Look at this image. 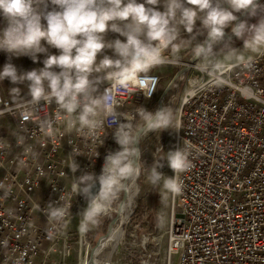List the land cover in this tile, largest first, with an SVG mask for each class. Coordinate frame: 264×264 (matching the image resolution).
Wrapping results in <instances>:
<instances>
[{"label":"built area","instance_id":"built-area-1","mask_svg":"<svg viewBox=\"0 0 264 264\" xmlns=\"http://www.w3.org/2000/svg\"><path fill=\"white\" fill-rule=\"evenodd\" d=\"M6 26L0 16V30ZM5 54L0 51V59ZM164 54L177 56L168 50ZM179 58L178 64L163 66L190 69L183 77L181 129L173 132V140L175 149L188 146L193 167L181 174V193L172 194L168 264H173L174 257L175 264H264V50L243 59L252 60L251 68L242 60L218 64L217 74L228 82L199 91L186 102L189 81L206 84L211 77L197 70L199 62ZM163 66L149 73L157 81L150 98L115 90L120 105L118 123L138 124L137 106L151 111ZM108 86L103 83L101 91ZM241 87L250 88L256 98L242 96ZM51 108L38 110L39 117H52L55 105ZM13 109L14 101L0 93V141L5 144L0 150V183L10 188L6 197L0 190V242L8 241L6 248L0 246V264H14L21 256L22 264H69L72 258L75 264H86L93 252L92 223L82 231L80 212L87 201L69 195L73 187L70 153L77 149L82 154L76 157L80 165L77 175L101 174L105 156L119 149L114 126L106 121L96 141L76 129L66 132L63 121L51 130H42L36 118L18 119ZM14 133L25 137L23 146H17ZM27 148L38 153V158L33 159ZM20 160L25 167H19ZM98 190L99 184L94 193ZM62 193L70 211L59 219H49L45 215L51 210L48 204H62ZM120 196L104 216L118 211L115 202ZM73 217L78 219L77 231L69 228Z\"/></svg>","mask_w":264,"mask_h":264},{"label":"clouds","instance_id":"clouds-1","mask_svg":"<svg viewBox=\"0 0 264 264\" xmlns=\"http://www.w3.org/2000/svg\"><path fill=\"white\" fill-rule=\"evenodd\" d=\"M49 2L53 6L51 10H48ZM161 3L163 11L157 8ZM240 15L245 19L241 20ZM0 16L7 25L0 30V51L10 56H29L36 62L38 54L48 52L42 41L59 50V55H47L42 68L18 72L17 67L8 62L0 70V82L5 79L13 85L27 82L30 98L22 97L19 87L9 89L14 99L13 114H18V119L34 117L42 130H51L54 124L63 121L66 132L76 129L96 141L100 140L98 133L106 121L114 126L113 137L119 149L105 156L101 174L77 175L80 165L76 157L82 154L77 149L70 153L73 187L69 195H80L87 201L80 212L82 231L109 212L112 202L127 191V183L138 176L142 164L145 165L143 152L137 146L136 128L146 133L181 129L171 106H162L155 112L137 106L138 124L135 121L118 123L120 105L116 89L143 93L150 98L156 91L157 81L149 73L156 67L180 62L179 57L166 56L164 52L175 48L178 41L183 42L182 32L187 34L192 55L199 61L197 70L211 77L206 84L190 80L185 102L199 91L228 82L217 74L220 56H239L244 66L251 68L252 60L244 61L242 53L264 50V3L260 0H143L142 3L138 0H0ZM252 18L256 19L255 23L249 22ZM227 29L231 35L226 34ZM108 32L126 39L107 40ZM233 36L243 42L242 50L233 46ZM105 49L112 50L114 56L104 54L97 62L98 55ZM105 82L109 86L101 91ZM238 90L245 98H256L250 88ZM53 104L52 117H39L38 110L51 108ZM13 135L17 146L25 144L23 135ZM4 148V142L0 141V150ZM26 151L33 159L38 158L32 148ZM160 151L164 155L154 158L148 167V182L179 195L181 174L193 167L188 146L183 144L175 150L165 152L161 148ZM164 162L174 175L166 176L158 171L164 167ZM25 166L20 160L19 167ZM97 184L99 190L94 193ZM0 190L5 197L10 193V188L2 183ZM60 200L63 202L60 205L48 204L51 210L45 215L49 219H59L70 211L63 193ZM0 246L6 248L8 241L0 242ZM22 260L23 256L14 264H22Z\"/></svg>","mask_w":264,"mask_h":264},{"label":"rangeland","instance_id":"rangeland-1","mask_svg":"<svg viewBox=\"0 0 264 264\" xmlns=\"http://www.w3.org/2000/svg\"><path fill=\"white\" fill-rule=\"evenodd\" d=\"M264 3V0L261 1ZM239 15V14H238ZM245 19V18H244ZM250 23H255L256 19L252 18ZM231 34L230 29H227ZM202 39V38H201ZM233 46L243 49V42L233 38ZM192 45L187 42L183 49L172 52L183 60L193 59L191 52ZM259 52V51H258ZM258 52L244 51L242 57L249 58ZM241 60L239 56H220L219 64L230 63ZM199 62V61H196ZM181 70L180 66H163L161 68V82L158 88L157 97L151 109L155 112V105H158L160 98H168V104L171 106L176 121L179 119L181 102L185 91V81L179 82L176 74ZM174 91H173V90ZM170 101V102H169ZM158 107V106H157ZM140 147L143 152L142 159L145 165L141 166L139 178L140 190L134 197L132 209L134 213L125 227L123 239L114 254L112 264H168V230L170 226L171 211L173 208L172 193L161 187H154L148 182V175L154 158L164 155L165 152L175 150L173 140V131L152 132L143 136ZM166 176H172V170L164 162V167L158 169ZM123 192L116 204V210L119 209L122 201ZM117 212L109 216H99L95 223L90 224V240L92 248L96 242L106 232L109 223L116 217ZM71 231L79 229L78 219L72 218L69 222ZM177 259L174 257L173 264ZM69 264H75L74 259L69 260Z\"/></svg>","mask_w":264,"mask_h":264},{"label":"water","instance_id":"water-1","mask_svg":"<svg viewBox=\"0 0 264 264\" xmlns=\"http://www.w3.org/2000/svg\"><path fill=\"white\" fill-rule=\"evenodd\" d=\"M262 0H260L261 2ZM245 16L240 15V19L243 20ZM227 35H231L226 30ZM234 38V36H233ZM198 61L196 58L193 57L191 63H195ZM189 67H187L184 71H179L176 74V79L179 82L183 79L184 75L189 72ZM168 98H162L159 101L157 109L161 108L162 106H166L168 103ZM139 135V146L140 142L144 136V131L140 128L136 129ZM141 149V147H140ZM141 174V171H140ZM140 174L134 177L130 182L127 183V191L123 192L122 201L120 203L119 209L117 211L116 217L109 223V226L106 232L103 234L102 237L98 239L96 242L93 252L92 258L96 259L98 264H112L113 257L115 252L117 251L123 236L126 225L129 223L134 210L132 209V203L134 197L138 194L140 190L139 178ZM98 184L93 188V192L97 188ZM133 189V191H131Z\"/></svg>","mask_w":264,"mask_h":264},{"label":"crops","instance_id":"crops-1","mask_svg":"<svg viewBox=\"0 0 264 264\" xmlns=\"http://www.w3.org/2000/svg\"><path fill=\"white\" fill-rule=\"evenodd\" d=\"M138 2L142 3L143 0H138ZM52 7L53 6L49 2L48 10H51ZM157 8L160 11L164 10L162 3L158 5ZM42 23L46 24V21L42 20ZM197 26H199V21L197 22ZM182 35H187V34L182 32ZM117 38L122 41L126 39L123 36H119V34L117 33L108 32L106 35L107 40H115ZM41 43L48 49V52L46 54L45 53L38 54V60L36 62H34L29 56L17 57V56H10L8 53H6L0 59V70H2L3 66L8 62H11L12 64H14L17 67L18 72L30 71L32 69H39L44 66L43 60L47 57V55H59V50L48 46L46 42L44 41H42ZM104 54L114 56V53L112 50L105 49L103 53L98 55L97 62H99V60L102 58ZM55 70L59 71V69H55ZM12 87H19L21 89V96L25 98L28 97L27 96V93H28L27 82L21 85H13L8 79H5L3 82H0V93L7 99L14 101L9 91V89Z\"/></svg>","mask_w":264,"mask_h":264},{"label":"trees","instance_id":"trees-1","mask_svg":"<svg viewBox=\"0 0 264 264\" xmlns=\"http://www.w3.org/2000/svg\"><path fill=\"white\" fill-rule=\"evenodd\" d=\"M183 37H184L183 42L181 43L180 41H178L175 48H169V49H167L168 52L172 53V52H175L177 50L183 49L186 46L187 42H188L187 35H183Z\"/></svg>","mask_w":264,"mask_h":264},{"label":"bare ground","instance_id":"bare-ground-1","mask_svg":"<svg viewBox=\"0 0 264 264\" xmlns=\"http://www.w3.org/2000/svg\"><path fill=\"white\" fill-rule=\"evenodd\" d=\"M179 81V80H178ZM173 90V89H172ZM174 91V90H173ZM170 102V101H169ZM166 106H169V104L167 103ZM147 133L144 132V136L146 135ZM133 191V189L131 190ZM86 264H98L97 260L96 259H93L92 256L88 258V260L86 261Z\"/></svg>","mask_w":264,"mask_h":264}]
</instances>
